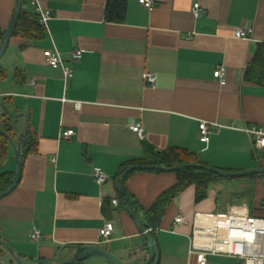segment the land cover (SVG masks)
I'll list each match as a JSON object with an SVG mask.
<instances>
[{
	"label": "crops",
	"instance_id": "crops-1",
	"mask_svg": "<svg viewBox=\"0 0 264 264\" xmlns=\"http://www.w3.org/2000/svg\"><path fill=\"white\" fill-rule=\"evenodd\" d=\"M113 1L40 0L54 15L49 32L32 41L12 37L0 62V123L11 126L16 146L22 144L23 162L17 188L0 200V238L25 264H62L81 247L104 248L124 264L149 260L147 239L133 214L147 227L145 211L177 184L176 172L136 170L125 185L137 210L112 204L122 199L124 173L146 166L148 148L186 151L223 171L264 166V150H255L246 131L264 130V86L245 77L264 44V0H155L152 9L140 0H124L122 23L107 20ZM195 4L202 9L199 18ZM16 10V0H0L2 32ZM26 10L36 16L30 6ZM241 27L254 30L251 40L236 39ZM53 48L74 71L68 82L44 56ZM76 49L83 57L73 61ZM220 67L227 70L226 85L215 79ZM147 72L158 76L156 87L145 83ZM202 121L223 128L202 142ZM138 123L147 134L144 141L132 131ZM70 130L75 136L63 137ZM8 143L0 156V176L15 180L18 160ZM96 171L109 176L104 186L95 182ZM258 182L264 196V180ZM218 198L213 188L197 202L193 185L169 205L155 237L159 264H198L189 252L193 220L196 213L222 211ZM180 214L188 224L175 229ZM107 222L115 229L111 241L103 243L100 231ZM35 231L43 239L35 240ZM0 249L1 258L17 264L3 245ZM80 263L111 264L98 255ZM209 264L243 263L211 257Z\"/></svg>",
	"mask_w": 264,
	"mask_h": 264
},
{
	"label": "built area",
	"instance_id": "built-area-1",
	"mask_svg": "<svg viewBox=\"0 0 264 264\" xmlns=\"http://www.w3.org/2000/svg\"><path fill=\"white\" fill-rule=\"evenodd\" d=\"M141 5L147 9H152L155 0H140ZM30 7L33 9L38 18L39 24L46 32H49V22L54 18L51 11L43 8L40 0H32ZM200 4L194 5V15L199 18L201 16ZM254 30L248 27L238 28L235 32L236 39L251 40ZM44 56L49 65L55 70H61L64 74L66 82L74 76V71L67 65L61 52L57 48L47 49ZM83 51L76 49L72 53V60L78 61L82 59ZM215 79L221 85L227 84V70L220 67L215 72ZM145 83L148 86L156 87L158 76L156 73L147 72L145 75ZM31 86H36V81H31ZM76 108L80 109L81 104L77 103ZM223 127L218 124L202 121L200 123V135L202 142H208L212 132H220ZM132 131L141 139L146 140L147 134L142 123H138L132 127ZM254 140V148L257 151L264 150V130L254 126L246 130ZM75 136V132L70 130L63 133V137L71 138ZM94 180L99 186H104L109 180V176L103 171L94 173ZM114 206H119V200H113ZM188 224L187 219L183 215H178L174 221V228ZM193 233L190 237V255L195 256L198 264H209L211 257H229L240 260L243 264H264V196L254 208L252 213L248 204H238L227 208L226 211L217 213H196L193 220ZM114 224L107 222L101 229L100 234L103 243L111 241ZM160 227H151L146 230L147 234H157ZM35 240L43 239V235L39 231L33 234Z\"/></svg>",
	"mask_w": 264,
	"mask_h": 264
},
{
	"label": "trees",
	"instance_id": "trees-1",
	"mask_svg": "<svg viewBox=\"0 0 264 264\" xmlns=\"http://www.w3.org/2000/svg\"><path fill=\"white\" fill-rule=\"evenodd\" d=\"M32 0H21L22 2V12L15 22L13 28L12 37H20L25 40L32 41L44 36L45 30L40 26L37 16L32 15L28 12L26 8L30 6ZM127 13V3L124 0H116L111 2L107 10V20L114 23H122L125 19ZM5 33L0 30V47L3 43ZM246 79L253 81L259 85L264 86V44L258 46V50L253 59L251 67L246 72ZM1 129H5V133L12 137V128L5 122L0 123ZM9 140L0 132V156L5 154V149ZM148 158L143 165L146 166H160L166 170H174L178 177L177 184L170 190L163 193L148 211H145V217L147 218L149 225L145 227L149 229L151 227H157L161 224L166 210L169 205L180 196L187 188L190 186H196L197 190V202H201L208 198L210 191L217 185L222 184L227 181L242 180L245 182L243 188L237 193V201L229 204L230 206L238 204H248L251 207L252 213H254V208L256 207L255 198V187L259 179L264 180V175L261 176H250L246 178H227L215 173H210L207 170H203L197 167L179 169L185 165H203L207 164L199 161L196 155L180 150L170 149L169 151L163 153H156L153 149L148 148ZM264 167V166H259ZM126 171L123 170V173ZM14 177L10 174H4L0 176V194L8 191L13 185ZM122 192H120L121 195ZM124 197H121L120 203L125 206V209L137 210L138 204L132 196L126 190V185L123 190ZM122 196V195H121ZM219 203L220 200L218 198ZM222 205V204H221ZM228 208L224 206L222 211H226ZM156 237V234H151ZM1 240V238H0ZM1 245V244H0ZM2 250L0 249V256H2ZM1 258V257H0ZM79 264V263H78ZM81 264V263H80Z\"/></svg>",
	"mask_w": 264,
	"mask_h": 264
},
{
	"label": "water",
	"instance_id": "water-1",
	"mask_svg": "<svg viewBox=\"0 0 264 264\" xmlns=\"http://www.w3.org/2000/svg\"><path fill=\"white\" fill-rule=\"evenodd\" d=\"M17 1V10L16 13L9 25L8 30L5 33V37L3 40V43L0 47V62L3 59V57L5 56L8 46H9V42L10 39L12 38L13 35V28L15 25V22L17 21V19L19 18L21 12H22V2L21 0H16ZM0 104L4 107L3 105V101H2V97L0 96ZM10 117H13V115H10ZM0 132L6 136L9 140V142L11 143V145L13 146V148L16 151V157L18 160V172L17 175L15 177L14 183L12 185V187L2 193L0 195V200H2L3 198H5L6 196H8L9 194H11L18 186L19 184V180H20V175H21V171H22V144H19L18 146H16V144L14 143L13 139L7 135L1 128H0ZM28 135V133H27ZM191 167H197L203 170H207L210 173H215L217 175L223 176V177H227V178H246V177H250V176H261L264 175V167H259V168H255L253 170L250 171H246V172H229V171H223V170H217L214 168H210L208 166H203V165H185L182 166L181 168H177L176 170L179 169H185V168H191ZM139 169H147V170H158V171H164L165 169L163 167L160 166H156V167H152V166H136V167H132L131 169L127 170L122 179H121V191H122V197H124L123 194V190L125 188V180L126 178L134 171L139 170ZM133 217L135 219V222L137 223L139 229L142 231V233L144 234L145 238L147 239L148 245H147V249L146 251L148 252L149 255V260L145 261L143 264H159L160 261V250H159V246L157 245L156 239L153 235L147 234L146 230L143 226V224L141 223L137 213L133 214ZM0 244L3 245L5 247V249L14 257L15 261L17 264H25L23 263L14 253L13 249L4 241L0 240ZM91 255H98L101 256L102 258L106 259L109 261V263L111 264H124L121 259L117 258L116 256H114L110 251L101 248V247H81L78 248L77 254L75 255V257L73 259H71L70 261H67L65 263L62 264H77L82 262L84 259H86L87 257L91 256ZM2 262H4L5 264H9V262L7 261V259L5 258H1L0 259ZM39 264H52L50 262H41Z\"/></svg>",
	"mask_w": 264,
	"mask_h": 264
},
{
	"label": "rangeland",
	"instance_id": "rangeland-1",
	"mask_svg": "<svg viewBox=\"0 0 264 264\" xmlns=\"http://www.w3.org/2000/svg\"><path fill=\"white\" fill-rule=\"evenodd\" d=\"M250 159L253 161L254 165L257 166V163L252 159V156H250ZM210 168H213V167H210ZM217 170H219V169H217ZM250 170H253V169H250ZM250 170L238 171V172H246V171H250ZM246 181H248V180H246ZM258 181H257V184L259 183ZM245 182H242V180L241 181L240 180H234V181L223 182L222 184L215 186L214 189L219 195V200H220L221 204L224 206H227V205L231 204L232 202H235V200L237 201L238 199H237L236 194L240 192V190L243 188V186H244L243 184ZM257 184L255 187L256 188L255 189L256 205H258V203L261 201L262 196H263V188L261 185H258V187H257ZM217 212H221V210L216 208V209L210 211L209 213H217Z\"/></svg>",
	"mask_w": 264,
	"mask_h": 264
}]
</instances>
